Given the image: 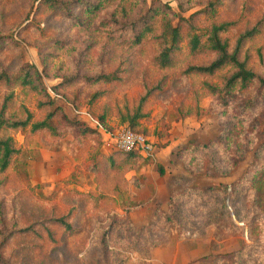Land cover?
Returning a JSON list of instances; mask_svg holds the SVG:
<instances>
[{"label": "rangeland", "instance_id": "374dc122", "mask_svg": "<svg viewBox=\"0 0 264 264\" xmlns=\"http://www.w3.org/2000/svg\"><path fill=\"white\" fill-rule=\"evenodd\" d=\"M42 1L0 0V76L35 66L54 105L96 132L60 121L58 136L8 131L19 153L0 173V264H264V184H253L264 176V137L247 123L234 125L232 108L202 84L220 85L227 71L186 77L182 66L155 70L152 39L132 45L131 27L123 25L146 5H165L175 12L172 19L189 18L199 28L228 22L222 38L230 50L240 34L258 26L260 34L244 41L242 53L264 77V0H223L213 19L200 13L208 0H86L102 6L90 21L79 0H60L77 19ZM181 23L177 59L212 60L211 52H188ZM111 72L119 79L87 80ZM161 77L163 88L151 93L134 131L153 144V156L113 153L114 162L107 161L112 135L128 125L119 111ZM259 89L264 97L255 83L230 101L239 105ZM94 92L99 95L90 100ZM262 98L254 110L260 129ZM45 100L0 77L7 118L23 117L25 107L41 120ZM101 115L108 129L99 124ZM146 156L152 161H143ZM62 216L70 230L54 220Z\"/></svg>", "mask_w": 264, "mask_h": 264}, {"label": "trees", "instance_id": "16d2710c", "mask_svg": "<svg viewBox=\"0 0 264 264\" xmlns=\"http://www.w3.org/2000/svg\"><path fill=\"white\" fill-rule=\"evenodd\" d=\"M105 1L112 2L114 0ZM117 1L122 2L123 0ZM42 2H47V5L51 8L61 7L68 16L75 19L78 18L77 15L71 13V9L67 3H62L60 0H43ZM221 2H223V0H208L205 4V8L202 9L200 13H204L208 19H213L216 7ZM78 3L81 4L84 13L90 18L87 19V21L92 20V16L94 17L102 7L100 3L86 0H79ZM172 15L175 16V12L165 5H146L145 8L140 10L138 17H133L127 22L124 19L123 25L131 27V31L128 27L122 28V30L126 29L131 32L130 40L132 45H139L147 38L152 39L151 41L155 46V52L151 57V66L155 70L165 72L182 66L183 69L180 73L186 77H214L218 72L226 70L227 75L224 74L220 77V85L212 84L207 80L203 81V86L208 90L211 96L217 97L223 101L224 106H230L232 108L234 112V125L242 129L247 123V126H252L254 130L258 131V136L261 135L259 138L264 137V126L261 127V129L259 128L260 125L256 120L258 116L254 113L257 102L263 97V91L261 92L262 89H259L255 93H248L239 105H235L236 103L232 104V101H230L235 97L236 90L246 91L255 83L264 87V77L257 75L254 70L251 69L247 56L242 53L244 41L251 40L256 34H260L261 31L258 26L240 34L236 40L234 48L230 50L227 40L222 38V33L228 30V22L215 23L213 21L209 26L199 28L192 19H184L183 17H180L176 18L177 20L175 21V18H171ZM181 21H185V27L187 29L185 37L187 40L188 52L190 54H195L202 51H208L213 54L212 60L204 63L182 64L181 61L177 59L176 56L178 52L181 51V41L183 38V25ZM115 22L117 23L115 19L111 20V23ZM117 31L122 32L121 30ZM0 77H5L7 82L13 80L14 84L36 90L44 96V100L46 99L41 104L39 103V108L46 111L41 120H33V114L25 107L22 108L23 117L21 118H7L4 115L5 105L0 109V173L4 172L9 167L13 157L19 153V149L15 146L14 138L8 134L9 130H18L21 132L29 130L30 133L47 131L54 136H58L60 134L58 121H60L76 127L83 133L96 132V129L86 126L80 120L71 121L67 119L61 107L54 105L50 95L45 91L43 86L41 72L35 66L24 64L17 72L10 75L3 72ZM117 79H119V77L113 72L97 75L96 77H87L89 82H98L101 80L111 81ZM160 79L161 80L157 82L155 87L148 89L145 88L144 93L134 104H125L119 111L120 121L128 124L133 131H136L135 129L138 127V121L147 115V112L144 111V106L151 93L156 89L161 90L163 88L164 82L162 83V81H165L166 78L161 77ZM98 95L99 93L94 92L90 100H95ZM262 100H264V97ZM236 109H239V111L236 112ZM263 110L264 108L261 112ZM259 119L264 122V117ZM98 122L103 128H109L104 123V115H101L98 118ZM113 153H123L128 157H133V159L142 158L143 156L138 151L125 153L113 150V152L107 155V161L114 162L112 158ZM143 161L149 162L152 161V159L146 156L143 157ZM157 169L159 174H163V167L161 165L157 164ZM20 171L21 167L18 166L16 172L20 174ZM254 180L256 181H253V184H264V176L259 177L258 175ZM192 191H195L196 193L199 192L197 188H193ZM64 219L65 216H62L57 217L54 220L64 229L70 230L72 228L71 225Z\"/></svg>", "mask_w": 264, "mask_h": 264}, {"label": "built area", "instance_id": "2783aa9c", "mask_svg": "<svg viewBox=\"0 0 264 264\" xmlns=\"http://www.w3.org/2000/svg\"><path fill=\"white\" fill-rule=\"evenodd\" d=\"M110 136V135H109ZM113 136V150L121 152L138 151L142 154L153 156V144L148 142L142 135L134 132L128 125L117 129Z\"/></svg>", "mask_w": 264, "mask_h": 264}, {"label": "crops", "instance_id": "0c3cea01", "mask_svg": "<svg viewBox=\"0 0 264 264\" xmlns=\"http://www.w3.org/2000/svg\"><path fill=\"white\" fill-rule=\"evenodd\" d=\"M164 150L162 149V152H163ZM162 152H160L158 155L156 154V157H157V159L158 160H161V161H163V159H162V157H161V155L160 154H162Z\"/></svg>", "mask_w": 264, "mask_h": 264}]
</instances>
